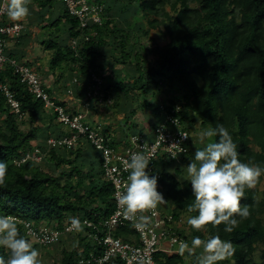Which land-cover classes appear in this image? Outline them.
I'll use <instances>...</instances> for the list:
<instances>
[{
  "label": "trees",
  "instance_id": "obj_1",
  "mask_svg": "<svg viewBox=\"0 0 264 264\" xmlns=\"http://www.w3.org/2000/svg\"><path fill=\"white\" fill-rule=\"evenodd\" d=\"M111 1L114 2L97 0L92 3L87 0L98 7L100 20H90L85 27H81L79 19L69 14L62 0H27L29 14L37 12L33 24H44L50 18L49 25L40 26H66L62 38H50L43 42L45 49L52 51L50 68H60L62 63L69 62L70 70L77 74L75 87L84 98L90 86L89 70L101 75L109 69V75H101L104 79L103 91L111 99L107 106L117 113L126 112L121 94L125 98L134 97L135 104L142 96V108L151 109L155 117L153 122L145 120V127L153 129L163 119L161 104L166 105L165 108L178 104L182 130L187 131L189 136L191 127L197 121L209 128L223 124L237 144L240 160L264 167V0H128L129 3L110 6ZM133 5L136 9L127 26L124 27L118 17L113 19L115 8H119L118 12L123 16L127 6ZM151 29L160 30L166 40L164 45L151 43L144 49L129 43L131 37H135L137 42L140 35L147 34ZM25 34H28V28H23L18 37L23 38ZM73 39L77 40V55L70 45ZM4 54L16 61L22 57L9 51L8 43ZM107 56L110 59L99 65L98 60ZM118 62L132 64L134 70L127 72L128 77H120L111 86L107 85L105 82H113L114 73L120 74L113 67ZM81 78L86 83L84 88ZM0 83L12 91L19 102L20 112L25 116L20 118L13 111L0 90V160L8 165L4 183L0 184V215L15 217L20 234L30 241L23 222L19 220L33 221L34 224L46 221V224L53 223L61 228L70 215L93 218V214H97L96 219H99L110 214L113 187L102 176L99 151L85 139H79L72 147L47 144L49 137L67 135L66 127L65 132L59 127V133L55 136L46 134L41 141L38 134L43 125L40 127L39 121L47 119L45 127H58L61 124L56 119V113L51 111L47 114L42 99L34 98L8 62L0 67ZM41 83L43 86L42 78ZM174 84L183 85L181 94L155 98V89L163 90ZM43 87L50 94V90L45 85ZM135 91H139V96L133 94ZM149 93L150 100L147 98ZM58 103L70 109L64 102ZM23 125L26 127L23 128ZM106 132L112 137L111 132L107 129ZM133 134H141V131ZM218 139L213 137V142ZM83 142L98 152V170L93 167L91 156L88 171L76 161L86 151V147L82 148ZM116 144L112 138L111 145L115 147ZM190 144L191 141L188 152L180 158L184 162L190 156ZM35 149L38 152H34ZM73 153L75 156L71 158ZM31 154H39L42 158L34 161ZM26 155L30 157L22 162ZM172 163H176V159H157L151 167L158 172L160 166ZM66 166H69L68 169ZM175 172L179 174L182 169L177 166ZM158 174V186L165 201L170 204L168 212L175 217L194 215L188 211L194 200L190 182L180 180L169 171L163 170ZM258 182L254 188L245 191L241 200L243 205L248 206L250 215L244 219L237 217L239 225L231 233L224 231L223 224L216 227L208 225L203 232H197L186 222L193 236L207 239L210 235H219L222 240L232 243L233 254L218 264H225L228 260L234 264H264V185L259 198ZM183 230L181 234L184 235ZM116 233L123 240L134 234L130 226L120 227ZM184 238L188 242L185 235ZM259 243H263V247L260 250L261 261L257 263L252 255ZM33 246L36 248L38 244ZM101 249L80 233L78 247L62 248L60 258L52 264H96L93 261L79 263V260L87 258L91 252L99 255ZM0 256L7 259V249L0 247ZM198 256L195 251L192 255L187 252L182 255L159 252L156 258L160 264H197ZM187 258L191 260L187 261ZM107 264L122 262L115 257Z\"/></svg>",
  "mask_w": 264,
  "mask_h": 264
},
{
  "label": "built area",
  "instance_id": "obj_2",
  "mask_svg": "<svg viewBox=\"0 0 264 264\" xmlns=\"http://www.w3.org/2000/svg\"><path fill=\"white\" fill-rule=\"evenodd\" d=\"M67 7L69 14L76 16L81 27H85L88 21L99 22L98 7L87 0H62ZM9 4L7 1L0 2V67L4 62H8L20 77V82L26 84L28 90L33 94L35 99H42L43 108L46 111L56 113L58 123L67 128L68 134L58 137H49L47 144L50 146L72 147L79 139H85L95 150L99 151L101 156L100 170L105 180L111 183L113 192L111 200L113 209L110 214L96 219L89 216L70 215L66 218L61 228L54 227H37L33 221H21L25 227L28 237L35 240V243L48 246L58 243L64 236L73 233L86 235L98 246L101 253H89L87 258H82L79 263L93 261L96 264H107L115 257H119L122 264H160L156 258L159 252L178 253L179 242L185 241L184 235L181 234L184 225L183 216L175 217L171 212H163L158 207L150 212L143 214L137 213L134 219H129L125 209L118 203L119 195L125 190L129 170L126 167V161L129 160L133 152H143L151 161L149 169L152 174L155 173L151 164L157 159H176L179 160L188 152L190 136L187 131L182 130L180 122V106L174 105L165 108L161 104L163 119L152 130V139L145 134L129 135L125 144L111 145L112 137L107 134L103 127L90 125L85 121L81 114H73L69 109L62 106L58 101L51 97L44 89L41 78L30 65L25 62L16 61L4 54V47L8 43L7 39L18 35L24 28L21 21H13L7 14ZM96 17H98L96 19ZM77 55V41L70 43ZM90 86L85 93V101H94L98 104H109L111 99L103 91V79L98 72L89 70ZM76 81V79H74ZM46 87V86H45ZM0 90L4 93L7 103L20 118H24L20 112L19 102L14 98L12 91L0 83ZM187 136L188 138H183ZM177 143L186 150L179 153ZM122 146V147H121ZM34 152H38L35 149ZM32 155V154H31ZM38 155V154H37ZM36 154L33 155L37 156ZM26 155L21 161L28 159ZM175 157V158H174ZM35 160V159H34ZM141 215L149 217L147 222L140 220ZM78 217L83 222V231H76L71 227V218ZM143 224V227H138ZM130 226L134 234L129 235L128 240H123L117 235L116 230L120 227Z\"/></svg>",
  "mask_w": 264,
  "mask_h": 264
},
{
  "label": "clouds",
  "instance_id": "obj_3",
  "mask_svg": "<svg viewBox=\"0 0 264 264\" xmlns=\"http://www.w3.org/2000/svg\"><path fill=\"white\" fill-rule=\"evenodd\" d=\"M7 14L13 21L27 18V0H10ZM74 79L77 78H73L75 83ZM212 137L219 139L211 142L209 138ZM200 142L204 147L194 152L193 159L186 166L191 195L194 197L188 211L195 213L188 218L187 223L197 232L203 231L208 225L216 227L223 224L224 231L231 233L239 225L237 217L244 219L250 215L248 206L243 205L241 200L245 191L254 188L258 178L264 175V167L240 160L237 144L223 124L202 130ZM176 145L179 153L186 150L179 143ZM150 161L143 152L131 153L126 161L129 175L118 203L125 209L129 219H134L137 213L155 210L159 204L166 202L163 194L158 191V175L152 174L149 169ZM7 169V163L0 160V184L4 183ZM140 220L147 222L149 217L141 215ZM70 224L76 231H83V222L78 217L71 218ZM0 247L8 251L7 259L0 256V264H42L40 251L20 234L17 220L13 216L0 215ZM198 248L202 249V254L197 257V264H218L234 252L232 243L222 240L219 235H210L207 239L197 235L192 238L191 244L179 242L181 254L187 252L192 255Z\"/></svg>",
  "mask_w": 264,
  "mask_h": 264
},
{
  "label": "rangeland",
  "instance_id": "obj_4",
  "mask_svg": "<svg viewBox=\"0 0 264 264\" xmlns=\"http://www.w3.org/2000/svg\"><path fill=\"white\" fill-rule=\"evenodd\" d=\"M2 0H0L1 2ZM7 3L10 5L9 0H5ZM92 3L97 2V0H91ZM120 2L122 3H129L128 0H114V2H109L110 6L119 4ZM136 5L133 6H127V11L123 14V16H120L117 8H115L114 12L112 13L113 19H118L122 21L124 27L127 26L128 24V19L130 20L131 15L134 14ZM168 9V6H167ZM37 12H35L36 14ZM34 14H29L27 18L21 21V23L25 28H28V34L23 36V38H19L18 35H14L11 38L7 39L8 42V49L11 52H17L22 55V57L19 59L20 62H26L30 63L31 68L38 73L40 78L43 75L44 77V85L46 87H53L57 89V93H60L58 95L61 96V99H72L74 103H84L82 106L84 109L89 110V114L92 117L94 121V125H98L100 127H103L105 130L107 129L109 132L112 133V137H114V141L117 142H122V146L125 144L127 141L129 135H132L133 133H138L140 131L150 129L151 127H145L146 121H154V115L152 113L151 109H143L141 106V103L143 101L142 96H139V91L133 92L134 95H138V103L135 104L133 101L135 98H125L124 95L121 94V102L123 105L126 107V112L125 113H117L114 109L111 107H108L105 104H98L95 103L94 101L86 102L85 99L81 98L80 92L77 91V88L75 87V83L73 82V78L77 77V74L74 71L70 70L71 65L69 62H64L62 63V67L60 68H50L49 61L52 56V51L51 50H46L44 47L43 42L48 41L50 38H62L64 34V30L66 29V26L64 24H60L57 28L55 26H44L49 23V19L44 21V24L42 26L38 24H33L34 20L37 19V16ZM29 17V18H28ZM98 17H96L97 19ZM49 25V24H48ZM72 41H77L76 39L71 40ZM136 39L135 37H131L129 39L130 44H135L136 46H142L144 49L148 47L151 43L153 44H158L160 46L164 45L166 40L162 37L160 30L158 29H151L147 34L140 35L139 38L137 39V42H135ZM69 42V41H68ZM113 51V50H112ZM110 53V51L108 52ZM109 56L105 57V59L100 58L98 60L99 65H103V61L110 59ZM114 69L118 70L120 74H115L112 80V83H109L110 81L105 82L107 85H112L116 82V80H119L120 77H128L127 72L131 71L133 72V65L126 63H115L114 64ZM109 69H105L103 73H101L102 76L109 75L110 72ZM135 73V72H134ZM113 76V74H112ZM135 76L137 77V74L135 73ZM82 79V84L81 86L84 88L86 87V83L84 81V78ZM116 79V80H115ZM104 80V79H103ZM104 83V81H103ZM103 88V86H102ZM66 89L68 91H66ZM183 85H177L174 84L172 87H164L163 90H154V95L156 99H162L165 97H174L175 95H179L183 92ZM82 99L79 100L78 99ZM162 97V98H161ZM147 98L150 100L151 99V94L149 93L147 95ZM166 98L165 100H167ZM164 100V99H163ZM160 102V101H159ZM162 103V102H161ZM131 104V105H130ZM87 111H84V116L86 115ZM126 121V122H125ZM45 122H48L46 119L45 121H39L40 127L43 125V128L41 129L40 134H38L41 137H44L46 134H49L50 136H55L57 133H59V127L62 128L64 131H66V128L63 125H58L55 126L54 128L52 127H45L44 125L46 124ZM23 128L26 127L25 125L22 126ZM209 126H201L199 121L195 122L193 126L190 129V156L187 158L186 162L182 161L181 159L177 160L176 163L168 164L166 167L160 166L159 171H169L171 173L176 174V176L180 180H188L187 179V173H186V166L190 163V161L193 159L194 152L196 150L201 149L204 147V144L200 142V133L202 130L208 129ZM37 132V133H39ZM44 132V133H43ZM44 134V135H43ZM36 135V136H38ZM149 139H152V136H149ZM211 142H213V137L209 138ZM42 141V138H41ZM208 142V141H206ZM205 142V143H206ZM121 146V147H122ZM86 147V151L82 152V156L77 158V162L82 163L83 170H89V159L91 156L92 162H93V167L95 170L99 169V154L97 151H95L91 146H88L86 142L82 143V148L84 149ZM76 148L73 147L72 149L74 150ZM34 154H32L33 156ZM46 156V155H45ZM75 153L70 155L71 158H74ZM42 158L41 155L34 156V161H40ZM177 164V165H176ZM179 166L182 169V172L177 174L175 172V168ZM69 166H66L68 169ZM155 172V173H158ZM259 182L257 184V187L259 189L258 192V197H261V190L264 185V176L259 177ZM158 191H160L162 194V189L158 186ZM161 211L163 212H168V207H170V204L168 205L167 202L159 204L157 206ZM189 216L187 214H184L183 216V221L184 225L182 226L184 229L183 233L188 239V243L191 244V240L194 237L191 234V230L189 226L186 224ZM262 219L264 221V214L262 215ZM55 224L53 223H48L46 224V221H40L39 224H37V227H54ZM204 231V230H203ZM202 231V232H203ZM205 233V232H204ZM207 236V234L205 233ZM79 239H80V233H73L71 235L64 236L61 240L62 242H58L55 244H51L48 246H43L38 244L36 248L40 251V258L42 260V264H52L53 262L57 261L60 256H61V250L62 248H67L71 249L73 247H78L79 245ZM30 242L35 244V240L30 238ZM37 244V243H36ZM263 247V243H259L257 245L256 251L252 255V259L254 262H260V250ZM82 249L81 247H79ZM195 252H197L199 255L202 254V249H195ZM187 261H190V258L186 259ZM225 264H234L233 261H226Z\"/></svg>",
  "mask_w": 264,
  "mask_h": 264
},
{
  "label": "crops",
  "instance_id": "obj_5",
  "mask_svg": "<svg viewBox=\"0 0 264 264\" xmlns=\"http://www.w3.org/2000/svg\"><path fill=\"white\" fill-rule=\"evenodd\" d=\"M42 77V81L44 80V77H43V75L41 76ZM49 90H50V95L52 96V97H54L57 101H60V102H64L65 104H67L68 105V107L70 108V110L73 112V113H75V114H81V115H83L84 116V111H87V113H86V115L84 116V118H85V120H87V122H89V123H94V121H93V119H92V117L90 116V114L88 113L89 112V110H86V109H84L82 106H80V105H83L84 103H74L73 101H71L72 99H61L62 97L61 96H59L58 97V95L60 94V93H57L56 91H57V89L56 88H53V87H47ZM66 91H68L67 89H66ZM81 98H83L84 99V97H81ZM78 99H79V97H78ZM79 100H82V99H79ZM47 114H48V112H47ZM148 128V127H147ZM62 129V128H61ZM151 130H152V128H150V129H146V130H143V131H141V133L142 134H145V135H147L148 137L149 136H151ZM62 131H64L63 129H62ZM65 132V131H64ZM113 136V135H112ZM113 139H114V137H112ZM117 144L116 145H122V143H123V140H122V142H119V141H117L116 142Z\"/></svg>",
  "mask_w": 264,
  "mask_h": 264
}]
</instances>
